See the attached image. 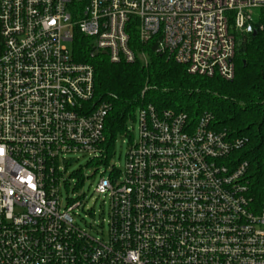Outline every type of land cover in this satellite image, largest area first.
<instances>
[{"label":"built area","instance_id":"built-area-1","mask_svg":"<svg viewBox=\"0 0 264 264\" xmlns=\"http://www.w3.org/2000/svg\"><path fill=\"white\" fill-rule=\"evenodd\" d=\"M261 7L264 0H0V264H264V197L250 193V163L236 155L247 140L214 129L209 113L192 120L136 109L138 138L123 168L108 167L95 186L108 202L104 236L74 223L81 203L62 206L59 189L67 154L104 157L109 106L93 102V67L72 52L77 33L91 57L133 62V31L188 73L230 80L231 29L251 32V10Z\"/></svg>","mask_w":264,"mask_h":264},{"label":"trees","instance_id":"trees-1","mask_svg":"<svg viewBox=\"0 0 264 264\" xmlns=\"http://www.w3.org/2000/svg\"><path fill=\"white\" fill-rule=\"evenodd\" d=\"M253 30L234 37V75L230 80L217 75L190 74L186 66L167 54L155 51L153 42L142 43L129 32L133 62H110L102 53L90 56L89 39L77 33L72 42L74 58L93 67V102L107 103L101 148L105 161L116 136L126 134L127 122L135 120L136 109L151 105L156 110L184 112L196 120L204 112L211 126L247 142L236 151L249 167L250 193L264 197V7L257 8ZM144 52L146 61L140 58Z\"/></svg>","mask_w":264,"mask_h":264},{"label":"rangeland","instance_id":"rangeland-1","mask_svg":"<svg viewBox=\"0 0 264 264\" xmlns=\"http://www.w3.org/2000/svg\"><path fill=\"white\" fill-rule=\"evenodd\" d=\"M256 9L251 10L254 17ZM68 46H71L68 43ZM126 134H119L113 143L108 158L103 161L86 153H71L65 156L67 162L60 163L66 181L60 183L61 205L68 201L80 202L81 205L71 211L73 221L79 227L90 231L93 236H104L107 231L108 202L105 195L95 191V186L101 176H108V167L120 171L125 162L129 144H134L138 138L137 122L130 118L127 122ZM69 198V200H68Z\"/></svg>","mask_w":264,"mask_h":264},{"label":"water","instance_id":"water-1","mask_svg":"<svg viewBox=\"0 0 264 264\" xmlns=\"http://www.w3.org/2000/svg\"><path fill=\"white\" fill-rule=\"evenodd\" d=\"M105 52H103V54H104Z\"/></svg>","mask_w":264,"mask_h":264}]
</instances>
